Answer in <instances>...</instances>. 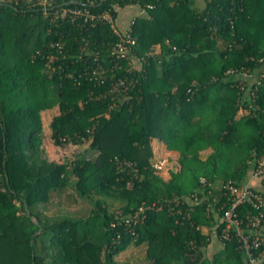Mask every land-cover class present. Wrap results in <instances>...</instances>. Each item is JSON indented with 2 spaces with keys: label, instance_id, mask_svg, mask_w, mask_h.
Masks as SVG:
<instances>
[{
  "label": "trees",
  "instance_id": "16d2710c",
  "mask_svg": "<svg viewBox=\"0 0 264 264\" xmlns=\"http://www.w3.org/2000/svg\"><path fill=\"white\" fill-rule=\"evenodd\" d=\"M50 1L43 12L35 0H0V264H117L144 241V264H245L236 231L222 237L220 207L231 200L217 184L245 183L264 155V0ZM132 6L142 10L130 31L133 65L108 56L117 25L53 18L83 7L108 10L116 24ZM54 106L52 143H88L94 156H44L40 114ZM154 139L168 152L166 178L152 168ZM70 175L76 194L93 200L89 214L42 218L38 206L62 195ZM141 206L139 220L124 223ZM257 211L238 205L243 233L264 230L248 226ZM211 239L220 250L209 258Z\"/></svg>",
  "mask_w": 264,
  "mask_h": 264
},
{
  "label": "built area",
  "instance_id": "2783aa9c",
  "mask_svg": "<svg viewBox=\"0 0 264 264\" xmlns=\"http://www.w3.org/2000/svg\"><path fill=\"white\" fill-rule=\"evenodd\" d=\"M2 1H9V2H18L19 0H2ZM36 5L41 8L43 12H46L48 7L51 6L50 0H35ZM68 15L70 20H74L76 18H83L84 20H89L94 23L96 20H103L108 22L112 27H115V21L108 10H104L100 13L94 14L88 11L83 7H76V8H64V9H57L53 12V18H57L59 16ZM95 20V21H94ZM134 18L129 21L128 26L121 31H116L119 37L116 44L110 49L108 56L110 57L111 61L117 62L119 59H126L128 63L133 65L132 60L130 59L133 55L131 53L132 46L135 44V39L130 36L131 25L133 23ZM55 45L62 47L61 43H56ZM112 61V62H113ZM111 70V69H110ZM231 75H240L242 77H247L250 73L247 70L239 69L233 70L230 69L228 71ZM96 74V78L101 76L103 77L105 74L108 73V69L103 64H97L94 68L93 72ZM261 75H264V70L261 72ZM259 79V78H258ZM258 82V80H257ZM122 82H116L113 86V91L116 90L117 86ZM128 87L125 84L124 89ZM167 163V159L165 157L156 158L152 163V168L154 170H162ZM264 174V155L257 158L255 161V165L253 168V172L250 177H260ZM200 181L205 183V179L201 178ZM219 186L225 189V194L227 195V199L231 200L230 204L225 208L222 209L220 207L222 215L220 220L223 223L222 227V237L229 238V229H234L236 231V235L239 237L241 243V249L243 250L244 258L247 264H264L262 259H264V230L259 232H249L247 234L243 233L240 227L241 220L238 218L237 207L241 203L245 201H251L254 208L257 209V213H248L246 214V218H248V226L254 229H261L264 227V194H261L259 191H255L251 188L250 183L245 182L236 185L234 182L228 181L227 183H220ZM263 190V189H262ZM188 198L192 202L199 201V197L196 193H191L188 195ZM215 200V199H214ZM179 202V199L176 200V203ZM213 207H211V210ZM219 209V210H220ZM218 210V207L216 211ZM144 211L143 206L139 207L132 216L130 217H121L124 220V223H131L136 222L139 220V215ZM179 211V210H178ZM111 226L115 225V222L112 221L110 223ZM247 226V227H248ZM254 251H257L255 253Z\"/></svg>",
  "mask_w": 264,
  "mask_h": 264
},
{
  "label": "rangeland",
  "instance_id": "374dc122",
  "mask_svg": "<svg viewBox=\"0 0 264 264\" xmlns=\"http://www.w3.org/2000/svg\"><path fill=\"white\" fill-rule=\"evenodd\" d=\"M121 12V11H120ZM119 22V19H116V25ZM242 111H239L238 115H241ZM57 113V107L48 108L42 110L41 112V142L44 146L45 152L44 156L55 159L57 161L70 159L73 155L78 153H86V155L94 156L96 154L95 150H91L88 147V143L82 145H67L65 148L56 147L50 138V120L54 114ZM42 146V147H43ZM154 157L160 158L164 157L165 152L160 148V141L158 139H154L153 143ZM207 150V149H206ZM211 151V150H209ZM208 153V152H207ZM201 155H205V151H201ZM202 158V157H201ZM171 169L170 165H166L162 171L157 172L156 174L166 178ZM75 176L70 175V183L68 184L66 191L63 192L62 195L53 194L51 199L45 204L38 206L40 210V215L42 218L47 217L51 219H58L63 217L70 218H83L89 214V211L92 207L93 200L86 196H78L76 194V190L74 188ZM220 183L217 185L219 186ZM217 186V187H218ZM109 201V200H108ZM118 201H113L110 205V210H116L118 207ZM219 241L210 240L207 246H205L206 255L211 258L213 254H215L220 248ZM220 243V242H219ZM146 249L147 243L146 241L141 244L135 245L133 242L129 243L128 246L121 250L118 254L114 256L117 264H144L146 262ZM245 264H247L245 262Z\"/></svg>",
  "mask_w": 264,
  "mask_h": 264
},
{
  "label": "crops",
  "instance_id": "0c3cea01",
  "mask_svg": "<svg viewBox=\"0 0 264 264\" xmlns=\"http://www.w3.org/2000/svg\"><path fill=\"white\" fill-rule=\"evenodd\" d=\"M141 13H142V10L141 9H139L137 6H132V7H125V8H123L122 10H121V12L119 11V14H118V16H117V20L119 19V22L117 23L118 25V28L120 29V30H124L127 26H128V24H129V21L132 19V18H134L135 16H139V15H141ZM160 148L162 149V150H164L163 149V147H162V144H161V142H160ZM210 149H207V150H204L205 151V155L204 156H202L201 154H200V157H202V159H204V158H206L207 157V155L211 152V151H209ZM208 152V153H207ZM164 157H165V155H164ZM173 162H175L174 160H172V163ZM172 163H171V165H172ZM246 182H248V183H250L251 185H253V184H255V186H258L259 188H261V189H263L264 188V176L262 177V176H260V177H249V179H247V181Z\"/></svg>",
  "mask_w": 264,
  "mask_h": 264
},
{
  "label": "water",
  "instance_id": "95a60500",
  "mask_svg": "<svg viewBox=\"0 0 264 264\" xmlns=\"http://www.w3.org/2000/svg\"><path fill=\"white\" fill-rule=\"evenodd\" d=\"M24 206H25V210H26L27 215L30 216L31 214H30L28 206L26 204H24Z\"/></svg>",
  "mask_w": 264,
  "mask_h": 264
}]
</instances>
